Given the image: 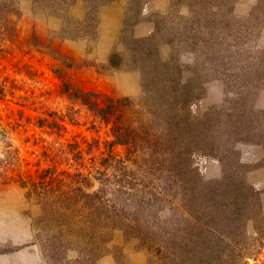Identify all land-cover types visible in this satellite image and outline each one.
<instances>
[{
	"label": "rangeland",
	"instance_id": "374dc122",
	"mask_svg": "<svg viewBox=\"0 0 264 264\" xmlns=\"http://www.w3.org/2000/svg\"><path fill=\"white\" fill-rule=\"evenodd\" d=\"M128 1L111 0L91 13L92 20L74 25L71 19L74 26L63 29L69 15L85 17L82 0L67 7L66 17L33 0H0V264H69L67 258L75 259V251L66 259L47 251L69 245L67 230L61 239L55 236L65 220H81L84 204L74 190L80 176L91 180L86 192L103 186L107 199L122 184L117 180L125 169L124 188L132 194L125 211L126 233L114 230L108 241L101 240L106 252L95 264H149L151 259L160 264L162 255L146 245L156 235L152 231L163 233L188 223L162 178L139 166L125 146L112 143L109 126L68 95L77 88L138 109L143 90L139 72L100 61L103 54L108 59L111 52L123 50L119 39ZM225 1L218 9L214 0H139L132 33L145 37L154 12L177 32L174 47L162 44L160 52L163 58L173 56L185 76L197 74L200 111L227 102L232 109L240 94L245 106L264 111V56L259 57L264 0ZM235 149L252 165L245 181L254 186L264 182L261 146L240 142ZM201 174L205 180L219 178V159H208ZM261 204L264 217V198ZM137 205L143 209L136 210ZM238 240L241 252L235 254V264H264V219L249 221Z\"/></svg>",
	"mask_w": 264,
	"mask_h": 264
},
{
	"label": "trees",
	"instance_id": "16d2710c",
	"mask_svg": "<svg viewBox=\"0 0 264 264\" xmlns=\"http://www.w3.org/2000/svg\"><path fill=\"white\" fill-rule=\"evenodd\" d=\"M73 1L33 0V4L66 17L64 12ZM82 1L87 6L85 17L79 20L69 15L63 29L73 27L75 22L92 20L91 13L111 0ZM214 2L220 9L226 1ZM126 14L119 39L123 50L111 52L107 66L139 72L143 90L138 109L127 107L119 99L77 88H72L69 98L79 101L93 117L108 125L112 143L125 146L134 161L152 175H159L166 192L172 191L179 200L187 225L171 230L167 227L163 233L153 230L157 236L146 240L150 249H157L162 255L160 264H235V254L241 252L238 236L243 235V228L249 221L264 219L261 215L264 182L254 186L245 181V172L252 165L241 159L243 156L235 148L240 142L261 146L263 155L259 163L264 164V111L245 106L244 94L232 100L235 101L232 109H228L227 102L200 111L198 101L202 94L197 74L190 72L185 76L180 65L172 62L173 56L163 58L160 52L162 44L174 47L177 32L165 27L159 13L154 12L148 17L152 22L149 33L135 37L131 28L139 19V0L128 1ZM259 14L260 7L251 13L253 18ZM189 31L187 41L191 37ZM259 54L263 60L264 49ZM211 157L219 159L221 175L205 180L201 168ZM122 173L117 180L122 184L107 199L103 186L89 193L84 188L91 180L87 176L76 179L79 183L74 190L84 204L81 220L74 222L70 217L65 220L59 226V236H55L61 239L67 230L69 245L50 246L47 254L62 253L66 259L69 251H75V259L67 258L69 264H95L105 254L102 242L108 241L114 230L127 226L125 211L132 194L124 188L125 169ZM135 209L143 207L137 205ZM71 236L76 239L75 245L71 244ZM149 264L155 261L151 259Z\"/></svg>",
	"mask_w": 264,
	"mask_h": 264
},
{
	"label": "crops",
	"instance_id": "0c3cea01",
	"mask_svg": "<svg viewBox=\"0 0 264 264\" xmlns=\"http://www.w3.org/2000/svg\"><path fill=\"white\" fill-rule=\"evenodd\" d=\"M102 56V55H101ZM103 56H104V58L102 59H100V61H101V64H107L108 63V59H107V56L106 55H104L103 54Z\"/></svg>",
	"mask_w": 264,
	"mask_h": 264
}]
</instances>
